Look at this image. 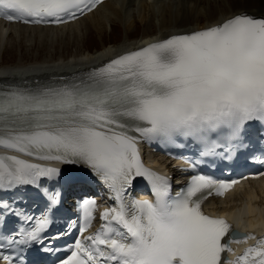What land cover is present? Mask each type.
Wrapping results in <instances>:
<instances>
[{
    "label": "snow or ice",
    "instance_id": "snow-or-ice-1",
    "mask_svg": "<svg viewBox=\"0 0 264 264\" xmlns=\"http://www.w3.org/2000/svg\"><path fill=\"white\" fill-rule=\"evenodd\" d=\"M102 3L0 0V16L64 24ZM254 135L264 143V17L244 12L170 34L71 77L0 84V190L32 187L46 201L39 217L12 212L35 223L7 237V246L32 249L28 264H264V239L228 259L232 244L255 237L202 209L209 196H223L247 175L195 174L172 196L170 179L146 167L140 151L141 143L156 142L231 160ZM253 159L261 165L254 178L264 176V150ZM199 163L190 166L196 170ZM138 178L151 185L154 199L132 197ZM96 181L116 206L103 211L98 232L85 236L97 204L84 200L79 238L65 256L52 259L62 250L58 241L70 234L50 232L63 202L60 189L76 191ZM48 183L59 188L50 190ZM10 207L4 204L5 216ZM0 261L25 264L3 252Z\"/></svg>",
    "mask_w": 264,
    "mask_h": 264
},
{
    "label": "bare ground",
    "instance_id": "bare-ground-1",
    "mask_svg": "<svg viewBox=\"0 0 264 264\" xmlns=\"http://www.w3.org/2000/svg\"><path fill=\"white\" fill-rule=\"evenodd\" d=\"M221 1L139 0L127 2V0H108L96 11L79 21L61 27L21 26L18 24H4L0 21V46L4 48L8 43L10 44L11 39L9 37L11 34L18 40L21 31L27 34L28 42L33 41L35 36L38 37L40 43H44L45 41H54L57 38L64 39L67 34L70 39L74 38V40L80 42L84 40L86 33L89 31V26L96 28L103 34L107 28H110L112 21L120 20L125 23L128 30H131L134 25L133 18L145 23L150 16L154 18L161 16V18L155 20L157 32L147 34L139 40L136 39L137 41L127 40L121 44L106 46L95 52L79 47L69 58H65V55H61L57 59L50 56L42 61L31 62L28 65L0 66V84H13L16 81L15 79L27 76L39 77L45 74H64L68 71H74L92 62L109 59L128 48L136 47L154 39L206 28L232 16L234 13L250 12L253 15L264 16V0H236V3L232 0H225L224 4L218 5ZM132 4H134V8H131ZM150 31H152V26H150ZM73 34H75L74 37ZM260 192L261 194L264 193V184H260ZM249 195L251 198L248 200V209L258 212L264 219V212L260 210L261 208L259 209L261 206H256L252 202L255 199L257 203L261 197H258L254 191L250 192ZM243 197L244 194L239 199L241 200ZM231 203H234V201H231Z\"/></svg>",
    "mask_w": 264,
    "mask_h": 264
},
{
    "label": "rangeland",
    "instance_id": "rangeland-1",
    "mask_svg": "<svg viewBox=\"0 0 264 264\" xmlns=\"http://www.w3.org/2000/svg\"><path fill=\"white\" fill-rule=\"evenodd\" d=\"M203 1L205 2V0ZM232 1L235 3L237 2L236 0ZM224 3L225 0H222L218 5ZM159 17L161 18V16H157V18L150 16L145 23L133 18L134 25L131 30H128V28L125 27V23L120 20L112 21V24L109 26L110 28H107L103 34L96 28H91L89 26V31L86 33L84 40L80 42H77L74 38L70 39L68 34L64 39L57 38L55 39L56 41H45L44 43H40L36 36L33 41L28 42L26 37L27 34L23 31L19 32L20 38H18V40L11 34L9 37V39H11L10 44L8 43L4 48L0 46V66L17 64L28 65L31 62L42 61L50 56L57 59L59 56L65 55V58H69L79 47L90 52H95L106 46L121 44L127 40L137 41L147 34L157 32L155 20H158ZM150 26H152V31H150ZM84 30L86 29L84 28ZM72 36L74 37L75 34ZM260 206L261 210L264 212V204Z\"/></svg>",
    "mask_w": 264,
    "mask_h": 264
}]
</instances>
